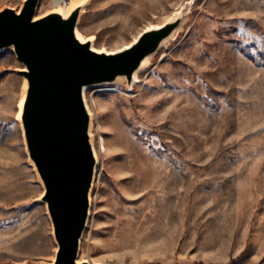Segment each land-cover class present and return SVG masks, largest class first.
I'll return each instance as SVG.
<instances>
[{
	"label": "rangeland",
	"instance_id": "1",
	"mask_svg": "<svg viewBox=\"0 0 264 264\" xmlns=\"http://www.w3.org/2000/svg\"><path fill=\"white\" fill-rule=\"evenodd\" d=\"M26 0H0L20 12ZM40 0L37 17L58 8ZM86 1L77 30L108 53L184 10L132 87L88 88L98 157L79 262L264 264V0ZM24 65L0 51V264L58 245L21 123Z\"/></svg>",
	"mask_w": 264,
	"mask_h": 264
},
{
	"label": "water",
	"instance_id": "2",
	"mask_svg": "<svg viewBox=\"0 0 264 264\" xmlns=\"http://www.w3.org/2000/svg\"><path fill=\"white\" fill-rule=\"evenodd\" d=\"M39 3L26 0L20 12L0 11V51L13 50L24 65L16 71L26 81L20 123L29 160L44 187L39 202L47 206L58 245L54 264H89L79 262V254L98 157L85 91L121 79L132 87L144 62L175 39L186 17L182 10L108 53L79 35L86 1L37 17Z\"/></svg>",
	"mask_w": 264,
	"mask_h": 264
},
{
	"label": "built area",
	"instance_id": "3",
	"mask_svg": "<svg viewBox=\"0 0 264 264\" xmlns=\"http://www.w3.org/2000/svg\"><path fill=\"white\" fill-rule=\"evenodd\" d=\"M71 4H68V0H54L53 1V7L55 8H62V9H68Z\"/></svg>",
	"mask_w": 264,
	"mask_h": 264
},
{
	"label": "bare ground",
	"instance_id": "4",
	"mask_svg": "<svg viewBox=\"0 0 264 264\" xmlns=\"http://www.w3.org/2000/svg\"><path fill=\"white\" fill-rule=\"evenodd\" d=\"M68 4H71V0H68ZM149 63V60H146L145 62H144V64H143V69L145 68H147L148 67V64ZM137 80H138V76H137V74L135 75V82L134 83H136L137 82ZM20 109H19V116H18V120H19V122H20V119H21V111H22V103L20 104V107H19Z\"/></svg>",
	"mask_w": 264,
	"mask_h": 264
}]
</instances>
